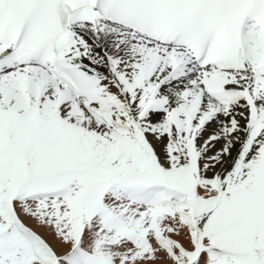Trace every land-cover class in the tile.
<instances>
[{
	"label": "snow or ice",
	"instance_id": "1",
	"mask_svg": "<svg viewBox=\"0 0 264 264\" xmlns=\"http://www.w3.org/2000/svg\"><path fill=\"white\" fill-rule=\"evenodd\" d=\"M0 264H264V0H0Z\"/></svg>",
	"mask_w": 264,
	"mask_h": 264
}]
</instances>
